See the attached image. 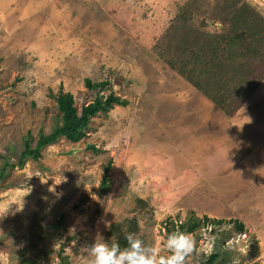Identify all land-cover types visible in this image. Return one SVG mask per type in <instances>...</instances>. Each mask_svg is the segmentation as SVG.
<instances>
[{
  "label": "rangeland",
  "instance_id": "obj_1",
  "mask_svg": "<svg viewBox=\"0 0 264 264\" xmlns=\"http://www.w3.org/2000/svg\"><path fill=\"white\" fill-rule=\"evenodd\" d=\"M233 1L261 31L262 56L264 0H0V171L24 140L33 148L52 131L59 93L78 112L110 93L127 101L92 117L79 142L61 138L5 170L0 264H18L31 241L47 250L38 264H86L95 240L116 241L114 229L163 256L167 229L181 232L191 216L224 223L189 234L187 264L218 252L217 264H264V78L227 115L168 65L195 66L193 52L204 62L210 52L196 41L224 32ZM86 80L109 84L97 95Z\"/></svg>",
  "mask_w": 264,
  "mask_h": 264
},
{
  "label": "trees",
  "instance_id": "obj_2",
  "mask_svg": "<svg viewBox=\"0 0 264 264\" xmlns=\"http://www.w3.org/2000/svg\"><path fill=\"white\" fill-rule=\"evenodd\" d=\"M231 5L232 8H228V12L223 13L222 18L219 19V23L223 26L224 32L216 35L203 32L202 35L198 37L199 42L198 40L196 41L200 43L201 40L199 50L204 47L210 52L209 55L204 56V62L200 61V52L199 54L193 52L195 66H192L193 64L190 65L188 59L181 60L179 64L173 62L168 64L171 69L176 70L183 79L190 82L193 87L200 91L208 100L227 115L233 114L235 112L234 109L238 105L233 104L231 100L237 98V100L243 102L249 97L250 92L256 89L261 79L264 78V72L259 70L261 65L263 68L262 71H264V54L259 56L255 54L259 52L253 50L254 43L261 41L263 37L261 36L262 33L254 29L253 22H251V18L248 16L245 8L239 10L237 14L236 9H238L239 6L236 4V1H233ZM215 21L216 20H214V22ZM231 23L235 25L238 23L241 25L243 23L245 27H231ZM255 26L257 27L256 21ZM216 40H218L217 44H215ZM195 43H187L189 50L195 46ZM258 45L259 44L255 45V48L258 47ZM202 68H204V70ZM230 73H232V75H230ZM197 77L200 79L204 78V87L196 82ZM108 84L107 81L93 84L89 80L85 81L86 88L89 91H95L97 95L105 90ZM248 85L251 86V89H247L246 86ZM55 100L58 116L52 131L47 135L39 133L38 140L33 148L31 147L30 137L24 140L22 143V151L18 156L17 162L14 164L3 163L2 171H0V180L3 178L7 168L13 169L17 167L20 169L23 167L26 159L38 161L41 157L40 151L44 147L54 144L61 138L71 143H77L82 140L85 137V131L88 128L90 119L97 113H107L113 106L125 107L127 105V101L114 96L112 93L104 99L98 96L93 103L83 106L79 112L74 106L72 95L59 93ZM0 158L4 159L1 155ZM110 165L111 162H109L103 170L104 177L101 183V190L104 194L108 190L106 175L109 172ZM223 223L224 222L221 220H210L207 217H204L202 221H200L194 216H191L185 224L180 226V230L182 233L193 234L201 224L218 226ZM229 223L235 225L237 232L243 233L244 228L238 221L230 220ZM59 224L60 222L57 221L53 226L58 227ZM170 228L171 229H167L169 234L174 232V226L172 224ZM134 231L135 229H133L132 233ZM114 232H117L115 235V242H119L121 246H126V236L122 235L117 229L112 231V233ZM38 238L39 237H37V239ZM31 250L36 251L35 255L27 257V251ZM46 254V249L38 250L37 244L31 241L26 249H21L18 253V264H38L37 259L39 257L42 258V256ZM220 260L222 262L224 258L221 257L219 252L212 253L207 257L205 264H217L220 263Z\"/></svg>",
  "mask_w": 264,
  "mask_h": 264
},
{
  "label": "clouds",
  "instance_id": "obj_3",
  "mask_svg": "<svg viewBox=\"0 0 264 264\" xmlns=\"http://www.w3.org/2000/svg\"><path fill=\"white\" fill-rule=\"evenodd\" d=\"M125 240L126 246L102 238L95 240L89 246L86 264H187V258L195 248L193 237L179 231L166 237L167 254L163 256L134 234H127Z\"/></svg>",
  "mask_w": 264,
  "mask_h": 264
},
{
  "label": "crops",
  "instance_id": "obj_4",
  "mask_svg": "<svg viewBox=\"0 0 264 264\" xmlns=\"http://www.w3.org/2000/svg\"><path fill=\"white\" fill-rule=\"evenodd\" d=\"M201 140H204L203 138H201ZM202 159V158H201ZM201 159H198V160H201Z\"/></svg>",
  "mask_w": 264,
  "mask_h": 264
}]
</instances>
